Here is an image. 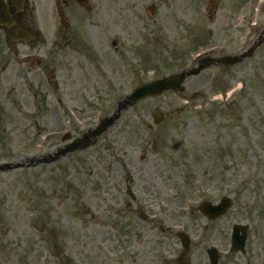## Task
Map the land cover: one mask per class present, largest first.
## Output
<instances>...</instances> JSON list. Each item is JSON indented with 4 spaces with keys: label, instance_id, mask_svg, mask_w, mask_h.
I'll return each mask as SVG.
<instances>
[{
    "label": "rangeland",
    "instance_id": "rangeland-1",
    "mask_svg": "<svg viewBox=\"0 0 264 264\" xmlns=\"http://www.w3.org/2000/svg\"><path fill=\"white\" fill-rule=\"evenodd\" d=\"M152 2L158 8L151 24L132 20L129 40H120L131 57L132 51L145 53L144 42L139 41L142 37L151 41L146 48L152 50L151 70L137 72L134 82L147 83L178 73L181 67L194 68L190 63L196 55L205 56L215 45H230L228 55L242 48L241 42L231 45L209 40L204 32H209L206 19L200 29L185 25L186 21L179 25L183 14L176 7L166 13L160 0ZM141 18H147L144 10ZM133 38L138 45L135 50L134 46L128 48ZM182 52L191 55L185 60ZM141 63L145 66L144 59ZM125 72L120 70V74ZM185 88L190 98L198 94L204 102L184 105L174 94L145 100L126 112L90 150L69 155L55 165L1 174L0 264H51L55 249L70 254L85 241L84 235L96 244L102 239L112 242L111 234L103 233L106 219L99 218L105 203L98 201L105 200L107 181L122 180L123 194L131 186L129 177L143 181L142 176H135V168L147 170L149 179L158 182L189 178L231 181L232 224L250 228L246 260L264 264V55L229 68H209L190 78ZM132 91L121 86L120 98ZM157 112L166 118L154 126L152 117ZM96 114L93 111L89 120L70 124L5 118L0 130V164H31L33 158L53 154L64 146L65 135L77 137L94 127ZM154 194H162L159 186ZM229 234L230 230L227 244ZM236 257L232 256L234 263H238Z\"/></svg>",
    "mask_w": 264,
    "mask_h": 264
},
{
    "label": "flooded vegetation",
    "instance_id": "flooded-vegetation-1",
    "mask_svg": "<svg viewBox=\"0 0 264 264\" xmlns=\"http://www.w3.org/2000/svg\"><path fill=\"white\" fill-rule=\"evenodd\" d=\"M47 1L0 0L1 122L3 117L19 122L87 121L107 98L119 103L121 85H135L136 72L151 69L146 58L143 66L137 51L131 57L123 50L120 40H129L132 20L150 25L146 21H152L153 6L157 10L152 0ZM160 4L166 13L176 7L183 14L180 24L186 21L193 28L200 29L201 19L207 18L211 41L232 45L254 40L258 45L253 56L264 55V11L261 18H254L249 0H160ZM143 10L151 11L147 20L141 18ZM132 41L128 48L135 50L136 38ZM230 47L212 46L209 55L226 57ZM186 91L178 102L189 106L204 102L197 94L190 98ZM140 170L133 172L143 181L129 177L131 186L125 194L122 180L107 181L105 200L98 201L105 203L99 218L106 219L103 233L111 234L112 242L102 239L96 244L84 235L85 241L70 254L55 249L51 264H252L246 260L248 250L232 252L230 211L217 219L208 212L233 196L231 181L158 182L149 179L147 170ZM157 186L161 195L154 194ZM186 232L190 238L184 246L181 234Z\"/></svg>",
    "mask_w": 264,
    "mask_h": 264
},
{
    "label": "water",
    "instance_id": "water-1",
    "mask_svg": "<svg viewBox=\"0 0 264 264\" xmlns=\"http://www.w3.org/2000/svg\"><path fill=\"white\" fill-rule=\"evenodd\" d=\"M241 61V58H234V59H224V60H220V62L222 63H226V64H235L236 62ZM202 70V68H200L197 71H194L193 74H198L200 71ZM192 74V73H191ZM189 74V75H191ZM185 76L184 75H178L175 77H167L163 80H158L150 85L147 86H143L141 87L134 95H132L131 97H129L126 100V103L121 105L119 107V109L117 110L116 114L114 115L113 118L107 120L106 123H104L96 132L97 133H101L103 131H105L107 128H109L112 124H114V122L116 120L119 119V116L121 114V112L123 110H125L127 108V106H133L137 101L146 98L148 96H157L159 94H161L164 91L167 90H173V91H177L180 88L182 83L185 81ZM156 122L158 123L161 120V116L155 117ZM99 135V134H97ZM83 144V143H82ZM87 147L86 145H82L80 146V148H85ZM19 165L13 166V165H5V166H1L0 167V171L1 170H12L14 168H19ZM233 241H234V249L235 250H241L244 248V244H245V240H246V236H239V231H238V227L234 229V234H233Z\"/></svg>",
    "mask_w": 264,
    "mask_h": 264
}]
</instances>
